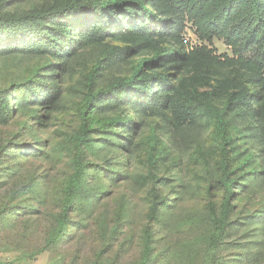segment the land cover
<instances>
[{
	"label": "rangeland",
	"instance_id": "obj_1",
	"mask_svg": "<svg viewBox=\"0 0 264 264\" xmlns=\"http://www.w3.org/2000/svg\"><path fill=\"white\" fill-rule=\"evenodd\" d=\"M65 1L0 0V12ZM183 35L188 51L205 45L232 55L224 39L202 40L191 22ZM5 43L0 91L12 114L0 123V264H264V128L228 127L225 180L214 121L178 126L171 113L113 99L97 100L84 189L59 233L87 99L128 77L143 56L107 58L125 44L112 38L66 46L62 56ZM118 117L133 123L104 126Z\"/></svg>",
	"mask_w": 264,
	"mask_h": 264
},
{
	"label": "trees",
	"instance_id": "obj_2",
	"mask_svg": "<svg viewBox=\"0 0 264 264\" xmlns=\"http://www.w3.org/2000/svg\"><path fill=\"white\" fill-rule=\"evenodd\" d=\"M190 22L202 40L224 39L232 55H217L205 45L188 51L183 34ZM108 38L125 44L112 47L107 58L143 59L128 77L118 78L87 99L59 233L84 189V151L93 147L90 132L97 122L98 99L135 105L144 114L171 113L178 126L202 118L214 121L225 180L232 142L228 127L247 121L264 128V0H67L22 15L0 12V44L6 42L2 46L62 56L66 46L75 50ZM29 92L36 95L37 91L31 87ZM0 102V123H7L12 109L6 90L0 91ZM119 123L129 126L133 120L111 118L104 126ZM226 186L231 194L232 185Z\"/></svg>",
	"mask_w": 264,
	"mask_h": 264
}]
</instances>
